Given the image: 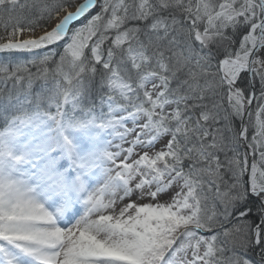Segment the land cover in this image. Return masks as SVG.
<instances>
[{
    "label": "snow or ice",
    "instance_id": "1",
    "mask_svg": "<svg viewBox=\"0 0 264 264\" xmlns=\"http://www.w3.org/2000/svg\"><path fill=\"white\" fill-rule=\"evenodd\" d=\"M0 264H264V0H0Z\"/></svg>",
    "mask_w": 264,
    "mask_h": 264
}]
</instances>
